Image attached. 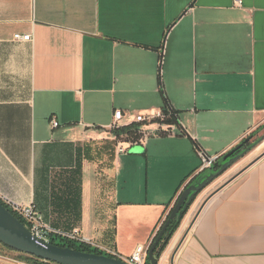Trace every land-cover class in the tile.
Instances as JSON below:
<instances>
[{
  "label": "crops",
  "instance_id": "1",
  "mask_svg": "<svg viewBox=\"0 0 264 264\" xmlns=\"http://www.w3.org/2000/svg\"><path fill=\"white\" fill-rule=\"evenodd\" d=\"M241 2L0 0V198L122 256L151 245L206 156L264 125V0ZM165 107L179 123L146 124L124 148L155 133L167 156H148L145 197L122 194L115 110L128 125ZM97 140L113 145L102 171ZM246 156L185 215L158 264H264V143Z\"/></svg>",
  "mask_w": 264,
  "mask_h": 264
},
{
  "label": "water",
  "instance_id": "2",
  "mask_svg": "<svg viewBox=\"0 0 264 264\" xmlns=\"http://www.w3.org/2000/svg\"><path fill=\"white\" fill-rule=\"evenodd\" d=\"M263 128L264 125L220 157L210 158L206 156L205 162L208 163L207 166H205L181 192L166 222L160 229L157 238L150 247L148 254L150 264H158V259L154 251L164 238L172 221L176 220L177 223L181 224L197 196L207 186L214 182V180L222 176L231 166L255 148L256 142H259V139L250 144L248 142L255 134L263 130ZM263 140L264 135L261 137L260 142ZM169 240V238H165L163 241L166 242ZM0 242L6 247L20 253H25L58 264H129L125 260L114 256L80 251L71 247H62L39 239L34 236L32 231L19 220V218L11 213L1 201Z\"/></svg>",
  "mask_w": 264,
  "mask_h": 264
},
{
  "label": "rangeland",
  "instance_id": "3",
  "mask_svg": "<svg viewBox=\"0 0 264 264\" xmlns=\"http://www.w3.org/2000/svg\"><path fill=\"white\" fill-rule=\"evenodd\" d=\"M253 134V133H251ZM264 135V128L260 132L254 135L249 140V144L252 142H255L259 139V142H256L255 148H253L247 155H249L251 152H253L259 145L264 143V140L260 142L261 137ZM114 140V139H113ZM127 140V137H120L116 139L115 143L110 144L108 141H102L97 140L93 141L90 146L91 154L90 156H94V160L91 162L93 164H97V171H102V166H106L107 162L106 159L108 156H110L109 149L113 148L115 149V152L119 151V148H124V143ZM131 143V142H128ZM167 142L160 138L159 135L153 133L151 137L147 139L146 144H133L132 146L129 145L126 148V151L121 152L122 156V169H121V176H120V183H118V189L121 191L122 194L128 195V190L131 189H142V196H146V189H147V182H148V172H147V162H148V156H167ZM247 156L241 158L238 162H236L233 166H231L222 176L214 180L209 186H207L195 199L193 204L190 206L187 214L191 210V208L196 204L197 202H203L206 200L212 193L215 191L217 186L220 184H224L225 182H228L230 179L235 177L242 169L243 167H247L248 165L245 163L243 166L239 165L244 158ZM259 156H253L251 157L252 161L253 159H256ZM250 159V160H251ZM104 161V162H102ZM102 162V163H101ZM234 173L226 177L224 180H220L223 178L230 170L235 168ZM244 167V168H245ZM242 168V169H241ZM241 169V170H240ZM240 170V171H239ZM125 181L127 183H125ZM108 182V183H107ZM151 182V179H150ZM220 182V183H218ZM215 184H217L215 186ZM215 186V187H214ZM105 191L109 192L111 190V185L109 181H106ZM124 192V193H123ZM200 200V201H199ZM48 234V232H46ZM59 242V240H57ZM95 243V242H94ZM96 244V243H95ZM95 246V245H94ZM104 254L108 255L107 252H103ZM0 264H30L25 259V256L13 249H10L3 245L0 242Z\"/></svg>",
  "mask_w": 264,
  "mask_h": 264
},
{
  "label": "built area",
  "instance_id": "4",
  "mask_svg": "<svg viewBox=\"0 0 264 264\" xmlns=\"http://www.w3.org/2000/svg\"><path fill=\"white\" fill-rule=\"evenodd\" d=\"M238 3L241 4L242 3L241 0H238ZM14 37L17 40H23V41L32 40L31 34L17 33L15 34ZM124 117L125 114L123 110L120 109L115 110L113 127H119L121 125H124L122 123ZM156 117L163 118L164 117L163 112L160 111L157 114H138L135 118V121L142 123L151 122ZM52 123L54 127H57L59 125V123L56 121H53ZM119 151L123 152L126 151V149L120 148ZM206 164L208 163L206 162ZM1 199L26 221L27 223L26 226L32 231L34 236H36L39 239L50 242L49 241L50 238L48 234L53 232V230L45 224L43 215L36 209V206L34 204H28V205L19 204L8 197H3ZM46 232H48V234H46ZM62 235L73 240L86 242L88 244H91L92 246L95 245L94 247L99 248L102 252L104 251L107 252L109 256L121 258L126 262H128L129 264H150L148 254L151 245L138 244L130 256H122L108 247L98 246L94 244L92 240L79 236V231L77 229L71 232H63Z\"/></svg>",
  "mask_w": 264,
  "mask_h": 264
},
{
  "label": "trees",
  "instance_id": "5",
  "mask_svg": "<svg viewBox=\"0 0 264 264\" xmlns=\"http://www.w3.org/2000/svg\"><path fill=\"white\" fill-rule=\"evenodd\" d=\"M162 112L164 114L163 118L160 117H156L154 118L151 122H132L128 125H121L119 127H113L112 131L114 133V135L116 136V138H120V137H127V140H124L125 142H131V143H136L139 142L143 136L142 134V127L146 124L149 123H160V124H169V125H173V124H177L179 123L178 120V114L175 110H173L172 108H168L165 107L162 109ZM170 130H165V132H169ZM189 177V176H188ZM185 178L182 181V184L188 179ZM181 184V185H182ZM180 188V187H179ZM173 198L170 200L169 205L172 203ZM0 201L5 205V207L11 212L13 213L17 218H19V220H21L25 225H27L26 221L17 213L15 212L8 204H6L1 198ZM168 217V216H167ZM167 218L165 219V221L163 222V224L166 222ZM163 224L161 225V227L159 228L156 236L154 237L151 246L153 244V242L155 241V239L157 238L160 229L162 228ZM180 223H177L176 220L172 221V223L170 224V226L167 229V232L164 236V238L162 239V241L157 245L154 254L157 257V259L159 260L163 251L165 250L166 246L168 245L169 241L164 242L163 240H165V238H169L171 239L172 236L174 235V233L177 231V229L179 228ZM49 238H50V242L62 247H71L74 248L76 250H80V251H86V252H94V253H100V254H104L99 248L92 246L91 244H88L86 242L83 241H79V240H73L70 239L66 236L60 235V234H56V233H49ZM59 240V242L57 241ZM11 249V248H10ZM25 256V259L28 261V263L30 264H58V263H54L51 261H45L42 260L40 258H37L35 256H31L25 253H22Z\"/></svg>",
  "mask_w": 264,
  "mask_h": 264
}]
</instances>
